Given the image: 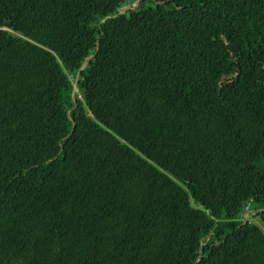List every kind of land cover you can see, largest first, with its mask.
<instances>
[{
  "label": "trees",
  "instance_id": "trees-1",
  "mask_svg": "<svg viewBox=\"0 0 264 264\" xmlns=\"http://www.w3.org/2000/svg\"><path fill=\"white\" fill-rule=\"evenodd\" d=\"M0 264H264V0H0Z\"/></svg>",
  "mask_w": 264,
  "mask_h": 264
},
{
  "label": "rangeland",
  "instance_id": "rangeland-1",
  "mask_svg": "<svg viewBox=\"0 0 264 264\" xmlns=\"http://www.w3.org/2000/svg\"><path fill=\"white\" fill-rule=\"evenodd\" d=\"M137 4L136 3H133V4H127L125 5L124 7H122L120 10H123V11H126L128 9H133ZM252 214V212H246L245 213V218H250V219H253L250 215ZM255 222H257V220H253Z\"/></svg>",
  "mask_w": 264,
  "mask_h": 264
},
{
  "label": "water",
  "instance_id": "water-1",
  "mask_svg": "<svg viewBox=\"0 0 264 264\" xmlns=\"http://www.w3.org/2000/svg\"><path fill=\"white\" fill-rule=\"evenodd\" d=\"M123 12H125V11H123V10H120L119 11V13H123ZM89 58H91V56L89 57ZM85 65V63L83 64V66ZM77 93V87H76V83H73L72 84V97H73V101L75 102V106H76V101H75V99H74V95ZM78 95V94H77ZM80 95H78V97H79ZM80 98V97H79ZM74 125V124H73ZM201 255L199 256V258H198V260H200L201 259Z\"/></svg>",
  "mask_w": 264,
  "mask_h": 264
}]
</instances>
